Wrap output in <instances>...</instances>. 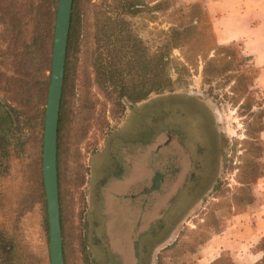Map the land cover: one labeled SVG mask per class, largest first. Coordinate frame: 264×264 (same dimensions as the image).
<instances>
[{
	"label": "rangeland",
	"instance_id": "rangeland-1",
	"mask_svg": "<svg viewBox=\"0 0 264 264\" xmlns=\"http://www.w3.org/2000/svg\"><path fill=\"white\" fill-rule=\"evenodd\" d=\"M46 1L20 0V3L25 6L32 2L36 8L35 19H38L41 14H45V8L40 11L41 14L37 8L39 5L47 6ZM207 1L140 0L139 13L127 16L132 30L151 52L166 48L163 50L169 54L168 74L173 82L171 88L153 93L148 98L150 103H146L143 116L145 129L136 131L137 134L132 132V143L137 146L132 148L138 154L149 156L152 163L160 161L165 165L172 161L170 152L161 150L165 141L161 132L164 125L168 124L181 134L189 135L193 156H196L198 163L200 161L198 171L196 166L191 167L183 186L170 200L172 208L185 198L188 191L185 187L196 173L194 185H198L199 189L190 194L183 206L182 211H186V214L176 239L179 246L177 255L171 251L162 254L161 264H203L197 261L196 254L203 247L206 248L207 244L211 248L208 259H213L220 253L223 258L221 264H238L234 259H239L233 257V251L217 250L219 246L225 247L230 240H242L239 229L244 228L247 223L249 225L250 220H255L256 208L264 200L256 191V185L264 176V95L256 87V71L248 65L239 46L216 44L206 10ZM96 2L98 3L97 0H81L88 14L83 24V28H87L85 31H90V6ZM57 10L58 4L56 16ZM46 21L45 18L39 21V30L46 28ZM34 25L35 20L30 23V27ZM54 32L55 25L52 58ZM10 36L14 38L0 25V100L3 104L0 106V114H7V108L17 109L13 111L15 116L12 117L13 136L9 150L13 157L9 161V174L0 178V227H10V220L19 214V234L27 245L31 264H51L43 179L44 132L50 84L42 126L34 119L28 123L12 91L15 78L20 77L21 70L16 69L15 62L22 59V51L19 46H10ZM20 39L21 37L18 41ZM168 42L178 46L171 48ZM85 53L86 50L84 54L81 53L77 68L71 73L67 102L73 103L74 109L77 108L80 104L79 96L88 91L92 101H95L96 109L84 121L85 131L80 130L73 112L65 116L58 172L65 201L67 205L69 202L72 204L71 227L77 231L71 253L67 252L68 260L71 264H88L84 260V256H87L89 264H104L103 248L96 237L93 224L89 225L92 235L89 234L88 241L85 237L84 240H79L78 232L82 226L84 229L86 227L83 221L89 208L86 200L88 202L90 193L95 192L97 178L94 179V176H99L97 163L102 159L100 154H109L111 145L118 154V148L122 144L114 138L116 129L122 125L126 111L137 103L123 100V111L121 106L116 107L112 101L116 97L111 90L102 91L92 81L91 87H88V80H92L94 75L91 67H87ZM51 72L52 59L51 71L46 73L50 76V82ZM133 118L134 113L128 114L127 126L134 124ZM37 139L42 140L41 166L39 161L37 163V152L41 146ZM200 145L203 147L201 158ZM187 147L189 148L188 145ZM6 166L7 163L4 162L3 168ZM131 169L135 170L133 166L128 168V172L126 170L129 177L132 176ZM79 215L83 217L81 223H78ZM243 216L247 223L244 219L240 222ZM194 246L197 248L196 252L191 251Z\"/></svg>",
	"mask_w": 264,
	"mask_h": 264
},
{
	"label": "trees",
	"instance_id": "trees-1",
	"mask_svg": "<svg viewBox=\"0 0 264 264\" xmlns=\"http://www.w3.org/2000/svg\"><path fill=\"white\" fill-rule=\"evenodd\" d=\"M97 1L98 3L96 2L90 6L92 25L90 31H85L87 28L86 26L83 28V24L87 20V11L85 6L81 4V0H74L59 121V169L61 134L65 116L67 113L73 112L74 118L77 120L76 123L80 124V130L85 131L86 124L84 121L88 114L92 115L96 109L95 101H92L93 98L88 91L79 96L80 104L77 108L74 109V104L67 102L69 98H67L69 95V79L72 71L77 68L79 57L81 53L84 54V50H86L85 54L87 55V67H91L94 75L92 80H88V87H91L90 83L92 81L102 91L111 90L116 97L112 100L116 107L117 105L121 106L123 100L130 103L144 101L153 93L171 88L173 83L168 74L169 54L163 50L166 48L163 47L159 52H151L134 33L129 24L130 22L127 20V16H135L139 13L140 0ZM21 4L20 0H0V25H3L5 31L14 37L10 36V46H19L22 51V59L15 62L16 69L21 70L20 77H16L12 85L15 100L27 122L34 119L42 126L44 105L50 84V76H47L46 73L51 71L52 36L58 0H47V6L39 5L37 8L39 13L41 14L45 8V14L43 16L41 14L38 19H35L36 8L32 2L26 3L25 6H21ZM44 18L47 20V26L45 29L39 30V21L44 20ZM34 20L35 25L30 27V23ZM19 37L21 39L18 41ZM167 44L171 48L178 46V44L170 42ZM1 105L3 104L0 100ZM122 108L125 111L124 106ZM6 110L7 114H0V178L9 174V161L13 157L9 147L13 136L11 129L13 125L12 117L15 116L13 111H17V109L10 110L7 108ZM37 140L41 145L40 150L37 152V163L39 161L41 166L42 140ZM4 162L7 163L5 168H3ZM59 179L64 258L66 264H71L67 252L71 253L73 239L75 240V236L69 235L70 229H73L71 227V225L73 226L72 210L70 211L72 204L69 202L67 205L63 196L60 175ZM41 187L42 196L44 197L42 184ZM1 195L0 189V197ZM19 221L18 214L16 218L10 220V227H0V264H31V255L26 248L27 245L23 238H20ZM178 249V241L168 246L160 253L158 264L162 263L160 262L162 254L171 251L177 255ZM257 249L263 253V258L258 263L262 264L264 260V239L260 241ZM191 251L196 252V246ZM87 258V256H84L85 263L89 264ZM222 261L223 258L220 257L212 264H221Z\"/></svg>",
	"mask_w": 264,
	"mask_h": 264
},
{
	"label": "crops",
	"instance_id": "crops-1",
	"mask_svg": "<svg viewBox=\"0 0 264 264\" xmlns=\"http://www.w3.org/2000/svg\"><path fill=\"white\" fill-rule=\"evenodd\" d=\"M206 10L216 44L239 46L248 65L256 71L255 84L264 95V0H208ZM149 101H141L126 111L114 137L121 141V148L116 154L111 145L109 154H100L102 159L97 163L99 176H94L97 178L95 192L90 193L88 202L86 200L89 205L83 219L86 227L80 228L78 239L85 237L88 241L89 234L92 235L89 225L93 224L103 248L104 264H158L160 253L178 237L186 214L182 209L187 198L199 189L194 185V174L185 187L188 190L185 198L171 208L170 200L183 186L189 172L184 175L175 159L165 165L160 161L152 163L149 156L138 154L132 148L136 146L132 143V135L145 129L144 109ZM130 113H134L135 121L127 126ZM132 166L135 170L131 169L132 176L129 177L126 170L128 172ZM256 191L264 197V176L256 185ZM254 215L255 220H250L249 225L245 216L240 218V222L244 219L247 223L238 231L242 240H230L217 251H233V257L239 259V262L234 259L238 264L260 262L263 253L257 246L264 238V200ZM82 218L79 215L78 223ZM69 232L76 238L77 231L73 232L71 228ZM207 245L196 254V259L203 264H212L221 254L217 252V256L208 259L211 248Z\"/></svg>",
	"mask_w": 264,
	"mask_h": 264
},
{
	"label": "water",
	"instance_id": "water-1",
	"mask_svg": "<svg viewBox=\"0 0 264 264\" xmlns=\"http://www.w3.org/2000/svg\"><path fill=\"white\" fill-rule=\"evenodd\" d=\"M73 4L74 0L58 1L51 82L46 106L43 179L47 200L51 264H65L59 192L58 134Z\"/></svg>",
	"mask_w": 264,
	"mask_h": 264
},
{
	"label": "flooded vegetation",
	"instance_id": "flooded-vegetation-1",
	"mask_svg": "<svg viewBox=\"0 0 264 264\" xmlns=\"http://www.w3.org/2000/svg\"><path fill=\"white\" fill-rule=\"evenodd\" d=\"M168 116H170V114ZM161 134L164 135L165 137V141L161 146V150L166 149L170 152L171 158L177 160V162L179 163L182 173L184 175H186V173L188 172L190 173L192 166H196L198 171L200 167L199 164L200 161L198 163L196 161V156L195 157L193 156V149H192L193 145L190 144L189 135H186V133L181 134L178 129L174 130L168 124L164 125ZM187 145L189 146V148L187 147ZM200 147H201V152H200V158H201L203 147L201 145ZM197 160H199V158Z\"/></svg>",
	"mask_w": 264,
	"mask_h": 264
}]
</instances>
